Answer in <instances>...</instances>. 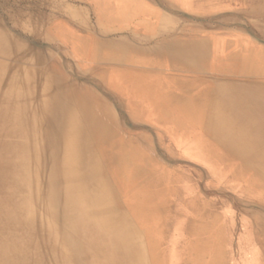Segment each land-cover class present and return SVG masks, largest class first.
<instances>
[{"label":"bare ground","instance_id":"6f19581e","mask_svg":"<svg viewBox=\"0 0 264 264\" xmlns=\"http://www.w3.org/2000/svg\"><path fill=\"white\" fill-rule=\"evenodd\" d=\"M12 1L0 264H264V0Z\"/></svg>","mask_w":264,"mask_h":264},{"label":"rangeland","instance_id":"374dc122","mask_svg":"<svg viewBox=\"0 0 264 264\" xmlns=\"http://www.w3.org/2000/svg\"><path fill=\"white\" fill-rule=\"evenodd\" d=\"M0 1H5V0H0ZM6 1H7V0H6ZM8 1H9L10 3H11V2H13L12 0H11V1H10V0H8ZM66 1H70V0H66Z\"/></svg>","mask_w":264,"mask_h":264},{"label":"crops","instance_id":"0c3cea01","mask_svg":"<svg viewBox=\"0 0 264 264\" xmlns=\"http://www.w3.org/2000/svg\"><path fill=\"white\" fill-rule=\"evenodd\" d=\"M169 247L171 248V242H170V240H169ZM171 261V260H170Z\"/></svg>","mask_w":264,"mask_h":264}]
</instances>
